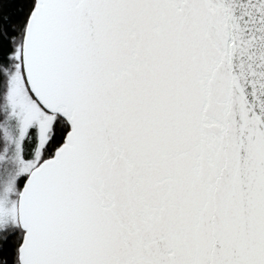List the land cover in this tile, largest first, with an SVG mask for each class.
I'll return each instance as SVG.
<instances>
[{"label": "snow or ice", "instance_id": "obj_1", "mask_svg": "<svg viewBox=\"0 0 264 264\" xmlns=\"http://www.w3.org/2000/svg\"><path fill=\"white\" fill-rule=\"evenodd\" d=\"M0 264H264V0H0Z\"/></svg>", "mask_w": 264, "mask_h": 264}]
</instances>
